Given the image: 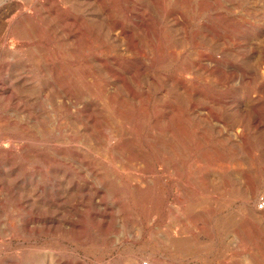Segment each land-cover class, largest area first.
<instances>
[{
  "label": "rangeland",
  "instance_id": "obj_1",
  "mask_svg": "<svg viewBox=\"0 0 264 264\" xmlns=\"http://www.w3.org/2000/svg\"><path fill=\"white\" fill-rule=\"evenodd\" d=\"M250 106L264 0H0V264H264Z\"/></svg>",
  "mask_w": 264,
  "mask_h": 264
},
{
  "label": "bare ground",
  "instance_id": "obj_2",
  "mask_svg": "<svg viewBox=\"0 0 264 264\" xmlns=\"http://www.w3.org/2000/svg\"><path fill=\"white\" fill-rule=\"evenodd\" d=\"M25 1V0H24ZM45 4V3H44ZM38 5H39V2H38ZM178 19V18H177ZM177 23V22H176ZM177 25V24H176ZM183 25V24H182ZM207 25V24H206ZM112 28V27H111ZM212 28V27H211ZM147 31V30H146ZM117 73V72H116ZM121 75V74H120ZM259 103V102H258ZM260 105V104H259ZM232 108V107H231ZM187 110V109H186ZM200 110V109H199ZM243 111V110H242ZM177 112V111H176ZM205 112V111H204ZM207 112V111H206ZM244 112V114H243V120H242V124L244 125V126H246V127H254L256 130H260L263 134H264V108H260V107H255V106H250L249 108H247L246 110H244L243 111ZM189 113L191 114V113H193V114H196V117L198 118L199 116H200V114L198 113V111L197 110H191V111H189ZM202 113V112H201ZM206 115V114H205ZM215 115V114H214ZM216 118V117H215ZM221 118V117H220ZM224 118V117H223ZM222 118V119H223ZM210 120V119H209ZM213 120V119H212ZM217 120V119H216ZM225 120V119H224ZM218 121V120H217ZM224 122V121H223ZM236 122V121H235ZM212 123V122H211ZM176 124V123H175ZM218 124V123H217ZM220 124V123H219ZM207 125V124H206ZM209 126V125H208ZM228 126V125H227ZM219 127V126H218ZM222 127V126H221ZM207 128V127H206ZM212 128H213V126H212ZM228 128V127H227ZM208 129V128H207ZM229 129V128H228ZM214 130V129H213ZM164 131V130H163ZM191 131V130H190ZM195 131V130H194ZM200 131V130H199ZM216 131V130H215ZM232 131V130H231ZM234 131V130H233ZM232 131V132H233ZM237 131V130H236ZM246 131V130H245ZM203 132V131H202ZM213 132V131H212ZM235 132V131H234ZM249 132H251V131H249ZM195 133V132H194ZM206 133V132H205ZM215 133V132H214ZM218 133V134H217ZM217 135L220 137V138H222V140L221 141H224V142H228V143H230V144H232V141H235L234 140V137L237 139L236 140V142H234L235 143V145H237V146H240L241 144V142H244L245 141V138H247L246 137V135L245 134H243V133H239V132H236V133H232V134H228V132H226V131H224V130H222L221 128L220 129H218L217 130ZM260 134V133H259ZM250 135V134H249ZM252 135V134H251ZM258 135V134H257ZM256 135V136H257ZM199 136V135H198ZM197 136V137H198ZM172 137V136H171ZM195 137V136H194ZM204 137V136H203ZM174 138V137H173ZM216 138V137H215ZM256 138V137H255ZM201 139V138H200ZM199 139V140H200ZM182 140V139H181ZM214 140H216V139H214ZM250 140H251V138H250ZM163 141V140H162ZM218 140H216L215 142H217ZM206 142V141H205ZM209 143H210V141H209ZM227 143V144H228ZM250 143V142H249ZM217 144V143H216ZM219 144V143H218ZM200 145V144H199ZM254 145V144H253ZM217 146V145H216ZM172 147V146H171ZM192 147V146H191ZM226 147V146H225ZM243 147V146H242ZM251 147V146H250ZM193 148V147H192ZM198 148V147H197ZM232 148V147H231ZM241 148V147H240ZM239 148V149H240ZM264 148V147H263ZM221 150V149H220ZM248 150V149H247ZM250 150H251V148H250ZM239 151V150H238ZM241 151V150H240ZM252 151V150H251ZM222 152V151H221ZM247 152V151H246ZM163 153V152H162ZM244 152H242V154H243ZM240 154V153H239ZM248 154V153H247ZM246 154V155H247ZM199 155V154H198ZM217 155V154H216ZM241 155V154H240ZM239 155V156H240ZM245 155V154H244ZM245 155V156H246ZM215 156V155H214ZM199 157V156H198ZM237 157V156H236ZM160 158V157H159ZM194 158V157H193ZM232 158V157H231ZM234 158V157H233ZM245 158V157H244ZM189 159V158H188ZM251 159V158H250ZM249 159V160H250ZM191 160V159H190ZM203 160V159H202ZM228 160V159H227ZM238 160V159H237ZM190 162V161H189ZM194 162V161H193ZM218 162V161H217ZM222 162V161H221ZM220 162V163H221ZM215 164L216 166H218V168H223L222 167V163L221 164ZM233 163V162H232ZM239 163V162H238ZM246 163H247V161H246ZM246 163H244V164H246ZM185 164V163H184ZM237 164V163H236ZM250 164V163H249ZM251 165V164H250ZM224 166V165H223ZM230 167H231V165H229ZM240 166V165H239ZM241 168V167H240ZM164 169V168H163ZM166 169V168H165ZM182 169V168H181ZM184 169V168H183ZM253 169V168H252ZM235 170H236V166H235ZM239 170V169H238ZM242 170V169H241ZM160 171H162V170H160ZM181 171V170H180ZM240 172V171H239ZM184 173V172H183ZM209 173V172H208ZM207 173V174H208ZM224 173V172H223ZM234 173H235V171H234ZM181 174V173H180ZM179 174V175H180ZM185 174V173H184ZM259 174V173H258ZM165 175V174H164ZM243 175V174H242ZM250 175V174H249ZM160 176V175H159ZM159 176H158V178H159ZM171 177V176H170ZM182 177V176H181ZM186 177V176H185ZM225 177V176H224ZM238 177V176H237ZM249 177V176H248ZM258 177V176H257ZM206 178V177H205ZM226 178V177H225ZM260 178V177H259ZM163 179V178H162ZM233 179V178H232ZM231 179V180H232ZM239 179V178H238ZM255 179V178H254ZM172 180H174V179H172ZM240 180H242L241 178H240ZM247 180V179H246ZM164 181V180H163ZM251 181V180H250ZM249 181V182H250ZM215 182V181H214ZM165 183V182H164ZM177 183V182H176ZM219 183H221V182H219ZM218 183V184H219ZM257 183V182H256ZM260 183V182H259ZM216 184V183H215ZM214 184V185H215ZM224 183H222V185H223ZM243 184V183H242ZM241 183H240V185H242ZM245 184V183H244ZM250 184V183H249ZM232 185V184H231ZM246 185V184H245ZM218 187V186H217ZM230 187V186H229ZM241 187V186H240ZM248 187V186H247ZM220 188V187H219ZM218 188V189H219ZM250 188H252V187H250ZM257 188V187H256ZM263 188V187H262ZM226 189V188H225ZM259 189H260V187H259ZM203 190H204V188H203ZM215 190V189H214ZM224 190V189H223ZM253 190V189H252ZM257 192V191H256ZM244 193H245V191H244ZM247 193V192H246ZM198 194V193H197ZM240 194V193H239ZM264 194V193H263ZM248 195V194H247ZM250 195V199H255V195H254V191H251V193L249 194ZM248 197V196H247ZM264 197V196H263ZM245 198V197H244ZM258 198H260L259 196H258ZM253 199V200H254ZM220 201H221V199H219ZM227 201V200H226ZM245 201V200H244ZM258 201V200H257ZM219 202V201H218ZM250 202V201H249ZM216 204H218L217 202H216ZM215 204V205H216ZM252 204V203H251ZM254 204V203H253ZM252 204V205H253ZM260 204H263L262 205V209L260 208V207H258ZM220 205V204H219ZM226 206V205H225ZM218 207V206H217ZM220 208V207H219ZM226 208V207H225ZM251 208V210H252V212L254 213V216H255V218L257 217V218H260L261 220H264V211H263V209H264V199H262V200H260L259 201V203H257L256 204V208H253V207H250ZM224 209V208H223ZM228 210H230V209H228ZM236 209H234L233 211H235ZM212 211V210H211ZM220 211H223V210H220ZM237 211H238V209H237ZM228 212H230V211H228ZM240 212V211H239ZM234 213V212H233ZM233 213H231V214H233ZM238 213V212H237ZM241 213V212H240ZM251 213V212H250ZM249 213V214H250ZM212 214V213H211ZM214 214V213H213ZM227 214V213H226ZM246 214V213H245ZM215 215H217V214H215ZM220 215V214H219ZM218 215V216H219ZM223 215V214H222ZM234 215V214H233ZM235 215H236V213H235ZM252 215V214H251ZM211 216V215H210ZM214 215H212V217H213ZM241 216V215H240ZM211 217V218H212ZM229 217V216H228ZM238 217V216H237ZM214 218V217H213ZM220 218V217H219ZM216 219H217V217H216ZM215 219V220H216ZM228 219V218H227ZM234 219H235V217H234ZM212 220V219H211ZM221 220V219H220ZM239 220V219H238ZM241 220V219H240ZM246 220V219H245ZM253 220H254V218H253ZM220 222V221H219ZM230 222H231V220H230ZM237 222V221H236ZM255 222V221H254ZM264 222V221H263ZM208 223V222H207ZM257 223V222H256ZM213 224V223H212ZM219 224H221V223H219ZM231 226V225H230ZM234 226V225H233ZM257 227H258V225H257ZM248 254V253H247ZM249 256V255H248ZM246 259V258H245ZM178 260V259H177ZM178 262H179V260H178ZM248 263V262H247Z\"/></svg>",
  "mask_w": 264,
  "mask_h": 264
},
{
  "label": "built area",
  "instance_id": "obj_3",
  "mask_svg": "<svg viewBox=\"0 0 264 264\" xmlns=\"http://www.w3.org/2000/svg\"><path fill=\"white\" fill-rule=\"evenodd\" d=\"M141 264H154V263L149 260H146V261H143Z\"/></svg>",
  "mask_w": 264,
  "mask_h": 264
}]
</instances>
